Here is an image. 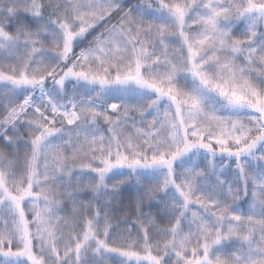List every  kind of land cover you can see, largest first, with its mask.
Segmentation results:
<instances>
[{
    "label": "snow or ice",
    "instance_id": "6c2138e0",
    "mask_svg": "<svg viewBox=\"0 0 264 264\" xmlns=\"http://www.w3.org/2000/svg\"><path fill=\"white\" fill-rule=\"evenodd\" d=\"M0 264H264V0H0Z\"/></svg>",
    "mask_w": 264,
    "mask_h": 264
}]
</instances>
